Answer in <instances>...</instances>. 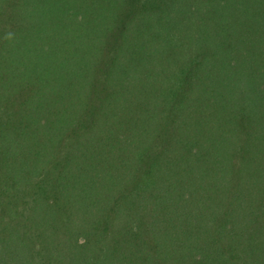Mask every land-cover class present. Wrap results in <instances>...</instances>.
Masks as SVG:
<instances>
[{"label": "trees", "instance_id": "trees-1", "mask_svg": "<svg viewBox=\"0 0 264 264\" xmlns=\"http://www.w3.org/2000/svg\"><path fill=\"white\" fill-rule=\"evenodd\" d=\"M0 264H264V0H0Z\"/></svg>", "mask_w": 264, "mask_h": 264}]
</instances>
